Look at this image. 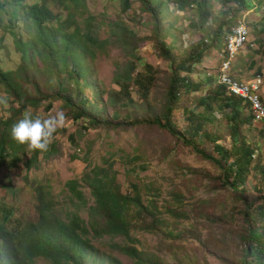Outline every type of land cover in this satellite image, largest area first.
<instances>
[{"label":"trees","instance_id":"obj_1","mask_svg":"<svg viewBox=\"0 0 264 264\" xmlns=\"http://www.w3.org/2000/svg\"><path fill=\"white\" fill-rule=\"evenodd\" d=\"M120 1L122 11L126 12L130 1ZM138 1L141 12L147 14L152 24L148 39L157 53L171 64L165 102L160 112H154L148 118L124 112L130 105L138 106L131 96L132 86L136 88L141 104L149 109L151 107L149 96L155 81L153 71L145 64L142 70H138L142 65L138 55L139 43L145 38L119 23L109 24L110 36L115 39L112 46L119 48L128 60L122 67L115 64L112 83L118 90H100L98 98L90 101L79 88L83 62L86 58H95L96 42L81 27L87 25L88 29L92 24L85 16L86 0H0V30L10 35L4 37L11 41L19 57L15 69L4 70L0 65V87L10 99L8 108H1L7 112L11 110L10 115L0 117V165L7 163L9 168H15L19 154L25 148V145L12 139L11 126L26 111L32 112L43 106L48 112L53 107L52 103L59 100L72 120L85 119L88 126L156 125L216 164L222 170V184L237 192L244 191L243 186L249 176L263 173L260 144L249 142L241 134V130L254 121L248 104L232 95L225 86L216 85L199 97L197 107H202V112L195 114L193 110L183 109L191 123L186 129H176L173 112L183 92L201 89V84L190 79L193 65L201 62L208 48L222 50L225 36L239 20L240 14L252 9V0H223L224 3L234 4V7L224 8V19H220L214 30L208 28L212 16L209 0ZM167 1L179 11L195 8L198 20L194 26L205 31V36L191 46L187 57L179 62H176L171 47L163 38L162 8ZM2 41L0 36V51L4 49ZM41 80L43 88L39 87ZM92 88L95 89V86L92 85ZM103 94L106 95L105 100ZM109 108L112 112L107 116ZM215 110L221 111L227 121L232 143L230 148L219 144L213 132L203 130L206 122L215 121ZM243 110L247 111L246 116H242ZM197 137L212 140L217 156L199 147L195 142ZM69 140L76 145L73 135L69 136ZM49 149L56 151L53 139ZM39 153L31 150L26 169L34 165ZM72 158L76 159L75 156ZM82 181L93 198V205L87 208V221L76 211H66L61 217L55 210L56 204L48 196L49 192L43 187L36 189L35 221L21 219L16 215L15 208L0 205V264H33L37 259L49 264H120L114 258L98 255L91 238L109 236L130 239L133 228L154 230L155 225L159 226L161 220L154 215V207L143 204L138 185L132 183L131 192L123 193L111 165L95 166L84 174ZM65 187L73 199L82 206L86 205L77 180L67 181ZM6 190L13 192L10 186L0 189L2 193ZM240 214L241 233L238 238L243 248L241 264H264V193L244 205ZM113 248L139 264H148L131 245H114ZM148 262L161 264L159 261Z\"/></svg>","mask_w":264,"mask_h":264},{"label":"rangeland","instance_id":"obj_2","mask_svg":"<svg viewBox=\"0 0 264 264\" xmlns=\"http://www.w3.org/2000/svg\"><path fill=\"white\" fill-rule=\"evenodd\" d=\"M129 1L130 8L124 12L120 0H86L85 16L92 24L88 29L87 25L81 27L96 42L95 58H86L83 62L79 88L90 101L98 98L100 90H118L112 83L115 64L122 67L128 58L119 48L112 46L115 45V39L110 36L109 24L119 23L137 36L145 38L139 43L138 55L142 65L138 70H142L144 64L148 65L155 77L149 96L150 109L141 104L136 88L132 86L131 96L138 106L130 105L124 112L148 118L154 115L152 113L160 112L165 102L171 64L157 53L148 39L152 24L147 14L141 12L139 1ZM251 4L252 9L240 15L245 16L249 30L248 40L253 42L254 47H245L237 54L232 71L236 77L241 78L260 75L264 81V0H252ZM228 6L233 8L234 4L224 3L223 0H209L212 13L208 21L209 30H214L220 19H224L222 11ZM162 19L165 30L163 38L171 47L176 62H179L187 57L191 46L205 36L204 29L194 26L198 20L197 10L193 8L179 11L167 1L162 8ZM0 36L3 39L1 45L4 46L0 51V65L4 70L15 69L19 63L18 54L14 52L11 41L4 37L10 35L0 30ZM223 50L224 42L222 50L210 47L203 54L201 62L193 65L190 79L201 84V89L182 93L173 112L177 130L182 131L191 124L183 109L193 110L195 114L202 112V107H197L199 97L218 85L217 75ZM39 87H44L42 80ZM2 93L5 91L0 87V94ZM102 98L105 100L106 95L103 94ZM52 105L48 112L43 106L30 112L41 119L55 115L58 110L67 112L59 100ZM111 112L109 108L107 116ZM213 113L215 121L206 122L203 130L213 132L218 137L219 144L230 148L232 143L227 121L221 111L215 110ZM10 114L11 110L7 112L0 106V117ZM66 115L68 119L65 126L58 129L53 137L55 152L49 148L40 152L34 165L26 169L25 164L31 157V150L25 145L15 168H9L7 163L0 165V189L6 186L13 188V192L0 191V205L15 208L16 215L21 219L35 221L36 189L43 187L49 192L48 196L56 204L55 210L61 217L66 211H76L87 221V208L93 205V198L82 178L95 166L111 165L121 191L131 192L130 185L137 184L143 204L154 207V215L161 222L159 226L155 225L154 230L131 229L130 239L92 237L91 244L98 255L114 258L120 264H139L113 248L114 245L127 244L138 250L148 264V261H159L161 264H241L243 248L238 238L241 233L240 212L244 205L264 193L263 123L253 121L241 130V134L249 142L260 144L263 173L249 176L243 186L244 191L237 192L221 183L222 170L216 164L204 159L192 147L156 125L92 127L87 125L85 119L74 121L67 113ZM246 115L247 111L243 110L242 116ZM70 135L75 137L76 145L70 142ZM195 142L207 153L217 156L213 151L212 140L197 137ZM69 180L79 182L78 189L86 199L85 206L71 197L65 187ZM33 264L49 263L37 259Z\"/></svg>","mask_w":264,"mask_h":264},{"label":"built area","instance_id":"obj_3","mask_svg":"<svg viewBox=\"0 0 264 264\" xmlns=\"http://www.w3.org/2000/svg\"><path fill=\"white\" fill-rule=\"evenodd\" d=\"M249 30L245 16H242L224 38L223 58L221 59L217 84L225 86L234 96L243 99L249 106L255 122L264 124V81L260 75L251 79H235L230 68L237 54L245 47L253 48L248 40Z\"/></svg>","mask_w":264,"mask_h":264},{"label":"clouds","instance_id":"obj_4","mask_svg":"<svg viewBox=\"0 0 264 264\" xmlns=\"http://www.w3.org/2000/svg\"><path fill=\"white\" fill-rule=\"evenodd\" d=\"M7 104L8 95L0 94V106L6 107ZM67 119L63 110H58L55 115L46 119L33 116L31 112L26 111L22 118L11 126L10 134L14 141L20 145H27L30 150L47 151L54 134L65 126Z\"/></svg>","mask_w":264,"mask_h":264},{"label":"crops","instance_id":"obj_5","mask_svg":"<svg viewBox=\"0 0 264 264\" xmlns=\"http://www.w3.org/2000/svg\"><path fill=\"white\" fill-rule=\"evenodd\" d=\"M233 63H235V62H232V64H231V74L235 76L236 74L233 73V71H232V68H233V66H234ZM235 77H236V76H235ZM237 78H239V79H251V78H253V77L251 76V77H249V78H241V77H237Z\"/></svg>","mask_w":264,"mask_h":264}]
</instances>
